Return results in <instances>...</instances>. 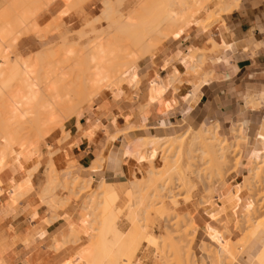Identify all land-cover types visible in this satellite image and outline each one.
<instances>
[{"label":"rangeland","instance_id":"obj_1","mask_svg":"<svg viewBox=\"0 0 264 264\" xmlns=\"http://www.w3.org/2000/svg\"><path fill=\"white\" fill-rule=\"evenodd\" d=\"M4 1L5 0H1V6H0L1 10H3L4 7L7 6V2ZM104 1H108V0H85L82 1V5L77 6L75 8H69L68 5L63 0H57L53 2L56 3L54 7H51L53 4L52 3L48 8L45 9L46 11H48L46 17L44 19H36L41 27H47L48 25L51 24V27H49L46 31L47 36L44 34L46 37L41 38L38 37L37 35L35 36V34L31 33L30 31H27V33L17 43H15L13 40H10L11 44L10 45L8 44L10 48H8L7 42L9 43V41H7L6 42L7 46L5 45L6 52L17 55V57L23 61H30V59L31 61H34L37 59V57L40 58V56L44 55V53L47 54L48 51L52 49L53 51L59 53L60 51L64 52L62 50L64 48L63 46L64 44H67L66 46L67 48H71V46H74V43H76L77 41L78 42L76 44L80 45L81 43V46L83 47L84 45L85 47L87 46L86 45L87 42L88 45H92L95 39L100 37V34H98V32L100 33L102 32L103 35L101 33V36H104V34L106 35L107 33V29L108 32L111 30L113 31V29L109 30L111 27L107 28V26L111 24V21L109 23L108 21L105 20L107 19V17L109 18L110 14L112 13H110L109 16H107L108 12L107 13L104 12L105 15H103L102 13V11L105 10V8L103 7H105L106 2ZM113 1L117 2V0H110L109 2L111 3ZM122 1L124 5L122 7L120 6L121 11H119L120 9L118 10L122 18H125L126 16L129 17L128 16L129 14L131 17L138 10V8H140L145 3L144 2L145 0H122ZM122 1L121 2L118 1V4L121 3L120 5H122ZM114 6L115 5H113L114 9L112 10V12L118 9V8L116 9L117 4L115 7ZM116 12L117 11H115V13ZM116 14L118 15V13ZM102 15L105 16V18ZM206 15H207L206 12H203L198 17L200 19H206L207 18ZM225 17L226 15L224 14H222L220 17L216 16L215 22L208 24L206 26V29L205 26H199V27L203 31H206L211 28L213 29L215 26L224 24ZM188 26H194V25L191 24L186 25L184 27V30ZM91 31H97V32L93 33ZM83 33L85 34L88 33V34L84 37L85 34ZM80 35H82L83 38H80L81 37ZM65 37L68 38L65 39ZM164 40L165 38L159 37L158 38L159 45L156 48H154V50H152L148 55L155 56L159 51L162 42ZM60 45L62 46V49ZM38 53L40 54V56ZM63 55L64 53H62L61 56ZM135 57L137 58V60L135 61L137 63H134L133 67L130 70H125L126 72H123L121 75L123 76L122 77L123 83L122 80L120 79L121 83L117 84L118 87L115 86L114 89L107 88L103 90V92L101 91L99 95H96L97 92H95V89L92 88L90 90L91 93L90 97L93 96L92 101L85 102V106L82 108L79 115L77 114L74 117L79 118L80 114L83 111L93 108L95 101H98V99L101 96H103L106 100L117 99V101L119 100V98H122L123 95L125 96V98L133 97L134 89L139 85L140 82L138 81H141L139 62L143 59L141 58L138 60L137 55H135ZM183 60H185L183 63L187 68H190L192 66L191 57L183 58L182 61ZM196 64L197 63H195V65ZM134 78H137L138 80ZM158 80H162V79L159 77V79L151 80V81L159 83ZM179 80H180V76L177 75V72L174 69L173 74L170 75L169 78V85L171 87H174L175 83ZM135 82H137L138 84ZM162 83L163 82H161V84ZM152 89L154 90V93H153V98L152 97L151 98L152 100L154 99V101H156L160 98V95L159 93H156L155 88L153 86ZM258 93H262L260 95L261 98L257 95ZM154 96L155 97L158 96L159 98L157 97L156 99L154 98ZM257 98L260 99L256 101ZM253 100H255L254 102H256L255 103L256 105L258 104L256 107H260L264 110V90L251 95V101ZM60 109L62 110V108ZM55 115L57 116L55 117L56 119L54 118L53 121L54 125L53 124L49 125L51 127L50 129H52L53 131L49 135L47 136L45 135L46 136L45 139H40V140L38 139V143L36 142L37 140L34 139V134H32L30 129H27V131L29 130L28 132L26 130L24 131L26 135H29L27 136L29 137L28 143L29 140H31L30 144L32 143L34 147L31 146L30 144L29 145L31 147L27 145V147L29 148L24 151L23 157L25 156V154H30L31 156L36 157L39 160V162L43 163L42 167L40 164L39 166L30 170L29 172L28 171L25 172L24 170L25 173L23 175L22 174L23 171L21 167L19 165H15L13 166L14 167L13 172L16 171L15 168H18L19 170L21 169L19 175L20 179L23 180V178L26 177L27 179L26 178L25 179L27 181L29 180L27 184L30 183L31 186L26 185L25 182L27 181L25 179H24L25 182L23 183V185L25 186L19 185V187H21V189L24 190L23 193L26 194L33 187L31 180L34 173L36 172V169L39 170L40 168L41 170L40 172L42 173L38 175V178L40 179V183H41V193H40L41 201L47 205L45 201L47 199H50V197H55L54 199L56 200L54 201L55 202L54 204H52L53 203L52 202L50 205L49 204L47 205V209L51 214V217L47 219V222H53L55 219L59 218L61 214H63L64 216L66 215V217L68 218L69 226L70 224H73L79 232V233L77 232L78 238L77 237L75 239L73 238L74 240L71 241V243L70 241H68L69 239L67 240L68 243H64L63 241H61L62 243L55 241L54 245L52 246V249H55V251L58 252L61 249H63L65 246L72 245V247L75 248L72 252V255L67 260L63 261L61 264H88V262L81 263L82 260H85L81 258V256L83 254L92 253L91 250L92 248L89 245L93 244L92 245L93 247L95 241L92 240L93 243L92 242L88 243L90 241L89 231L93 236L98 235L99 232L98 228H100L99 227L100 225L98 226L100 220L99 217L100 214L102 213L101 212L102 207L99 204L102 203L104 198L102 196L103 195L102 193L104 191L105 192L107 191L106 189L107 187H109L110 183H108L106 180L99 183L93 179H85L84 177L77 175L75 172L72 171V169L76 166V161L72 158V156L68 152L66 153L67 158L70 159L68 168H66L65 170H58L56 168L53 160V155L55 154V152L59 151L60 149H66L70 146L72 139L70 133L65 131L64 125L66 121L74 117L67 118L66 113L60 114V112ZM110 115L111 117L114 118L113 124L117 126L116 123L117 116L113 113H111ZM110 115H108V117ZM27 117L29 118L31 116H27ZM77 123H79L78 125L80 127L81 124L79 119L77 120ZM27 124L28 121L26 123V126L24 124L26 128H28L27 126L29 127L31 126ZM92 128L95 129L97 128V126L90 127L88 131H84L83 136H90L92 134L91 132L95 131L92 130ZM215 128H217V133L219 138L221 140L225 139L227 142H231V141L235 142L237 132H240L242 138L244 137L241 130L240 131L233 130V133L235 134L234 138L227 139L220 135L218 127H215L213 125H203L200 128L185 127L179 129V131H177L176 133L168 134L167 137L165 136V137L138 139V141L134 144V149H133L134 152L130 151L127 147H124L125 157L130 159L129 166L128 165L125 166V174L128 178V182L125 185H122L120 190V194L123 197H125V200L121 201L120 205H116V206L117 208L123 209L126 203L129 204L130 191H131L133 193V196H135L136 200L139 202L138 205L136 204V202L135 204L137 205L136 208L138 209L139 216L141 218L140 219L141 226L139 223L140 227L138 229L131 228L129 233L124 235L121 243L116 248V250L105 260L103 264H111L110 259L114 253L122 254L121 255L122 260L117 264H124L125 263L124 259L128 262L125 264H129L130 261L129 258L127 257V253L128 255L131 254L130 256L135 254L136 247L138 246L139 243L143 242V240L146 241L147 244L142 246L137 256L138 259L131 264H179L177 255L175 254L174 251L175 249L174 245L175 246L178 245L182 248L183 254L187 257L188 264H214V261H212L211 259L214 260L216 254H218L217 256H221V252L219 248L220 243L224 244V246L225 245L228 246L232 243L237 244V242L243 240V237L246 236L245 235L246 232L249 233L253 229H255L254 227L255 223L258 224L264 220V170H262V172H260L259 175L252 177L250 176L249 170L246 176H244L246 173L245 171L243 172L241 171V169H239L238 171L240 156H242L243 154L245 139L239 140L240 142H237L239 146L237 145L235 146L236 151H234L233 150L234 148H232L231 149L232 152H230L231 154L227 153L228 157L231 156L230 157L231 160H229L228 158L229 162L228 160L224 162L221 160L219 161L221 163L222 173L224 174L223 179L221 180L216 176L218 167L215 164V162L209 156L203 155L200 150L196 153L199 155H197V157L192 161L194 164L193 165L189 164L186 150L194 142H197L195 141L197 137V133L199 131L206 129L213 131ZM131 129L132 126L128 122L127 125L123 127V129L117 127L116 133L112 135L111 134L108 135L106 149L97 158L98 165L97 164L94 165L95 169L99 166V163L101 161H105L106 152L112 145L113 140L120 137L122 134H126L128 131H131ZM55 131H60L61 133L60 137L55 142L57 146L51 143L53 141L52 138L50 139L48 138ZM262 135L264 140V127L262 131ZM183 136H185L186 138L182 142L181 138ZM32 141L36 142L37 144L35 145ZM147 144H150V146ZM154 144H157V146ZM32 147L33 149H31ZM150 147H152L154 150L152 148L149 149ZM147 148L150 151H148ZM156 148L158 151L156 150ZM158 152L161 153L162 158H165V163H168L167 166H171L173 169H175L174 171H172V169L170 171L163 170V168L161 167H159V169H154V166L156 164L154 163L155 155L158 154ZM239 152L241 153V155L239 154ZM232 153H235L236 155ZM220 154L221 153L218 151L217 156H220ZM232 155H235V157H233ZM263 155L264 152L263 154L260 155V157L257 160L254 159V161L257 162L262 161ZM237 156H239V158ZM235 158L238 159L236 160ZM49 163H53V164L49 165ZM252 166H254V164H251L250 167ZM48 168L49 171L47 170ZM50 170H51V175L56 174L52 176V178H50L49 176ZM52 170L56 172L52 173L53 172ZM236 173L239 174V176L233 180V177L235 176ZM77 177L78 179H76ZM244 177H246V179ZM51 182L52 183L54 182L53 183L54 185ZM185 182L187 185L184 184ZM49 184H51L50 188H48ZM27 186L29 187V189ZM47 189L49 190L48 192L50 193V195L47 194L48 192L46 193V195L44 194L47 191ZM108 189H110V187ZM153 189H155V191ZM157 189L158 192L156 191ZM11 196L15 198L13 194ZM44 196H46V198ZM244 197H246V199H245V204L243 205L242 202ZM43 198H45L46 200L45 199L43 200ZM135 198L133 202L135 201ZM172 199L175 201H173ZM251 202L256 209L255 212L254 211L251 212L247 210V208H250ZM127 212L128 211L125 210V213L122 216V222H124L123 227H125V229L128 230V228H130L131 226V223L126 220L125 215ZM198 213H202L205 216V218L208 219V221L210 220H216V221H213L212 223L208 222L206 227H204V225L198 224V222L196 221L198 224L197 226V224L194 222V219L196 218ZM152 239L155 240L154 242L156 243V245H154L155 243L154 244L151 243ZM158 244L161 245L159 246L161 248L158 247ZM169 244H173V245L171 246ZM208 254L211 255V258L208 257L209 256ZM212 255H214L215 257L212 258L213 257ZM78 260L81 261L78 263L76 262ZM219 260L222 261V264H235L232 258L223 260V257L221 256V259Z\"/></svg>","mask_w":264,"mask_h":264},{"label":"crops","instance_id":"obj_2","mask_svg":"<svg viewBox=\"0 0 264 264\" xmlns=\"http://www.w3.org/2000/svg\"><path fill=\"white\" fill-rule=\"evenodd\" d=\"M47 13L43 11L37 19H44ZM212 39L219 44L218 47H214ZM189 57L198 62L195 68H187L183 63L185 60L182 59ZM174 69L180 80L171 87L169 78ZM139 70L141 81L134 89L133 97L123 95L117 101L101 96L93 108L83 111L79 118L66 121L65 131L70 133L72 140L68 148L53 155L58 170L68 168V152L76 161L72 171L85 179L99 183L106 180L112 184L119 195L116 205H120L125 200L120 194L121 186L128 182L125 166L130 162L125 157L124 147L134 152L138 139L167 137L185 127L213 125L227 139L234 138L233 130H241L245 144L242 143L244 148L238 171H245L244 176L248 174L253 160L264 152V110L249 105L251 95L264 90V0H240L238 6L226 15L225 23L213 29L203 31L196 26L186 27L179 38L165 39L155 56L143 58ZM159 77L162 80L157 84L163 85L160 86L163 93L153 101L154 90L150 81ZM111 113L117 116V126L113 124ZM128 122L131 131L113 140L105 161L95 169L97 158L106 149L108 135L116 133L117 127L123 129ZM96 126L90 136H83L84 131ZM60 134L55 131L48 137L55 146ZM21 163L28 172L43 164L30 154H25ZM13 168L0 173V264H61L75 248L67 245L57 252L52 249L54 241H65L71 228L76 227L69 226V220L63 214L53 222H47L51 214L40 198V168L32 177L31 190L19 199L13 198L12 190L23 181L19 177L21 171L15 168L13 172ZM238 176L236 173L233 180ZM196 221L206 227L208 222L216 220L208 221L198 213L194 219L197 224ZM123 223L121 219L119 227L128 234L132 226L127 230ZM89 234L88 243L96 241L90 231ZM145 244L144 240L138 244L134 256L127 253L129 264L138 259ZM121 255L114 253L111 264L121 262Z\"/></svg>","mask_w":264,"mask_h":264},{"label":"bare ground","instance_id":"obj_3","mask_svg":"<svg viewBox=\"0 0 264 264\" xmlns=\"http://www.w3.org/2000/svg\"><path fill=\"white\" fill-rule=\"evenodd\" d=\"M5 1L7 2V6H3V10L0 8V173L7 168L19 165L23 171V175L27 171L24 172L21 159L23 158L24 151L29 148L27 145H29L31 141L29 140L28 143L29 137L27 136L29 135L25 134V130H31L32 134H34V139L37 140H35L37 143L38 139H45L46 136L53 131L50 129L51 127L49 125L53 124L54 118L57 116L55 114H58L59 112L60 114L66 113L67 118L74 117L77 114L79 115L82 108L85 106V102L92 101L93 99V96L90 97V90L92 88H94L95 92H97L96 95H99L101 91L103 92V90L107 88L114 89L117 84L121 83L120 79L122 80V73L126 72L125 70H130L133 67V64L137 63L135 62L137 60L135 55H137L138 60L146 57L152 50H154V48L159 45V37H163L165 39L171 36H173V38H179L184 32V27L189 24L198 27L205 26L206 29L208 24L215 22L216 16L220 17L222 14L227 15L231 13L239 3V0H145V3L140 8H138L134 15L130 17L129 14L128 16L130 18L127 16V18H122L119 12L121 11V7L124 5L122 0H117V2L113 1L114 3L111 2L113 4L109 2L110 0L104 1L106 2L105 7H103L105 10H103L102 13L105 15L104 12H108V15L106 14L107 16L112 13L110 14L109 18L107 17L108 20H105L109 23L111 21V24H109L107 28L111 27L109 30L113 29V31L111 30L108 32L107 29V33L106 35L104 34V36H101L102 32H98L100 37L96 39L93 38L95 41L93 40L94 42L92 45H88L87 42V46L85 47L84 45L83 47L81 46V43L80 45L76 44L78 42L77 41L74 43V46L67 48V44H64L63 49L60 45L64 52L60 51L59 53L53 51L52 49L48 51L47 54L44 53L42 56H40L38 53L40 58L37 57V55V59L34 61H31V59L30 61H23L20 60L17 55L6 52V42L9 41V43L7 42V45L11 44L10 40H13L15 43H17L27 33V31L35 34V36L37 35L38 37L45 38L47 36L46 31L49 27H51V24L47 27H41L36 19L40 13H42L57 0ZM63 1H65L69 8H75L82 5V1L85 0ZM118 1H122V5H120L121 3L118 4ZM116 4V9H118L115 11H117L116 13H118L119 16L115 13V11L112 12L114 9L113 5L116 6ZM203 12H206L207 14V18L205 17L206 19H200L198 17ZM103 17L105 18V16ZM91 32L94 33L97 31ZM87 34H85L84 37ZM82 35H80V38H83ZM67 38L65 37V39ZM211 41L213 42L214 47L219 46V44L213 39ZM9 45L8 48H10ZM61 52L64 53V57L61 56ZM195 63L198 62L192 59V66L190 69L193 67L195 68ZM134 79L138 80L137 78ZM150 84H152L156 93H159L161 97L163 93V91L161 92V85L159 86L154 81H151ZM155 96L154 98L157 99L158 96ZM254 101L255 100L250 101L249 105L256 107L258 104L256 105V102ZM60 108H62V110ZM27 116L31 117L28 118ZM27 121L28 124L31 125L30 127L27 126L28 128L25 127ZM92 130H96V128H92ZM185 138L186 137L183 136L181 141L183 142ZM242 139L245 138H242L240 132L236 133V141H231V143L227 142L225 139L221 140L219 138L217 128H215L213 131L208 129L199 131L195 140L197 142H194L186 150L189 164H194L192 161L197 157V155H199L196 153L200 150L203 155L209 156L215 162L218 167L216 176L221 180L223 179L224 174L222 173L221 163L219 161L221 160L224 162L228 160V158L231 160V156L228 157L227 153L232 152V148H234L233 150L236 151L235 146H239L237 142H240L239 140ZM36 142L33 143L36 145ZM30 145L33 146L32 143ZM147 145L150 146V144ZM154 145L157 146V144ZM33 147L31 149H33ZM151 148L152 147L149 149ZM149 149L147 148L148 151H150ZM218 151L221 153L220 156H217ZM235 155L232 156L235 157ZM237 157L239 158V156ZM154 163H156L154 169H159V167H161L163 170L167 171H170L171 169L172 171L175 170L171 166H167L168 163H165V158L161 157L160 152L155 155ZM50 164L53 163H49V165ZM252 164H254V166L249 168L251 177L259 175V173L264 170V155L262 156V161L257 162L253 160ZM47 170L49 171V168ZM54 172L56 171H53L52 173ZM49 173L50 175H47H49L50 178L56 175H51V170ZM244 178L246 179V177ZM76 179H78V177ZM25 180L23 178L22 183L19 182V185L25 186L23 185ZM28 181L25 182L26 185L31 186L30 183L27 184ZM184 184H186V182ZM19 185L16 186V189L12 190L13 192L15 191L13 193L15 199H19L22 195H24V190L21 189ZM50 187L51 184H49L48 188ZM109 187L110 189H108ZM109 187H107L106 192L104 191L105 193H102L104 198L102 203L99 204L102 207V213L100 214V220L98 223L100 228H98L99 232L97 231L98 237L95 236L96 241L94 239V246L92 247L93 244L89 245L92 248V253L83 254L81 258L85 260L76 261L78 263L81 261V263L88 262V264H103L105 260L116 250L124 235L126 234L119 227V222L122 219L125 210L128 211L125 216L126 220L131 223V228L138 229L141 226V218L139 216V211L136 208L139 202L136 200L135 196H133V193L130 191L129 204L126 203L123 209H120L116 206L119 195L112 184H109ZM153 190L155 191V189ZM48 191L49 190L47 189L44 194L46 195ZM156 191L158 192V189ZM47 194L50 195L49 192ZM44 197L46 198V196ZM45 198H43V200ZM54 198L55 197H50V199H45L47 205H50L52 202V204H54V201H56ZM134 198L135 201L133 202ZM247 210L251 212L256 211L255 207L252 205V202L250 208H247ZM255 224V229L252 231L250 230L251 232L249 233L246 232V236L243 235L245 237H243V240L240 239L241 241L237 242V244L232 243L228 246H224V244L220 243L219 248L223 260L232 258L234 263L237 264H264V220L261 221V223L256 224V226ZM77 236V231L72 228L71 235L67 238H64L66 241L63 242L68 243V241H70L71 243V241H73ZM152 240L151 243L154 244L155 240ZM154 245H156V243ZM169 245L172 246L173 244ZM159 246L161 245L158 244V247ZM176 246L174 245L175 249H173L177 255L179 264H188L187 257L183 254L182 248L178 245ZM208 255V257L211 258V255ZM217 255L218 254H216V257L212 255V258L215 257V259L211 260L214 261V264H222V261L219 260L221 259V256ZM124 261L125 263H128L125 259Z\"/></svg>","mask_w":264,"mask_h":264}]
</instances>
